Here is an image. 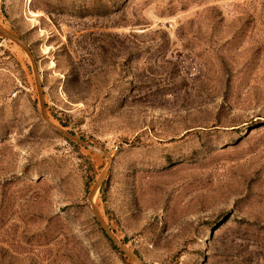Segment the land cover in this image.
I'll list each match as a JSON object with an SVG mask.
<instances>
[{"label":"rangeland","instance_id":"1","mask_svg":"<svg viewBox=\"0 0 264 264\" xmlns=\"http://www.w3.org/2000/svg\"><path fill=\"white\" fill-rule=\"evenodd\" d=\"M0 23L33 60L0 36V264H136L91 203L143 264H264V0H0ZM36 75L109 162L42 119Z\"/></svg>","mask_w":264,"mask_h":264},{"label":"water","instance_id":"2","mask_svg":"<svg viewBox=\"0 0 264 264\" xmlns=\"http://www.w3.org/2000/svg\"><path fill=\"white\" fill-rule=\"evenodd\" d=\"M0 36L3 38H6L8 40H11L12 42L16 43L18 46H20V48H22L24 50V52L28 55V57L30 58L31 61L32 60V56L30 53V50L28 49V47L26 46V44L18 37L12 35V34H8L5 33L3 31L0 30ZM41 84L38 81V77L36 75V87H37V92H38V96H39V102H40V111H41V117L42 119L60 136L64 137L67 140H70L84 148H86L89 151L95 152L97 154H100L101 156H103L104 158L107 159V161H110L109 156L104 152L101 151L100 149L92 146L91 144H87V142H85L84 140L76 137L74 134L65 131L55 125H53L46 117L45 114V106L43 103V99H42V91H41ZM108 172V166L104 169V171L102 172V174L99 176L98 180L96 181V183L94 184L92 190L90 191L89 195H88V200L91 203V199L93 197V193L95 191V189L100 186L106 176ZM91 208H92V213H93V217L96 219V221L98 222V224L100 225L101 229L103 230V232L105 233V235L122 251L124 252L133 262H135L136 264H143L141 262L140 259H138L136 256H134L133 254L127 252L119 242L116 241V239L113 237L111 231L109 230V228L104 224V222L102 221L101 217H99L100 215L98 214L97 210L95 209V207L93 206V204L91 203Z\"/></svg>","mask_w":264,"mask_h":264},{"label":"bare ground","instance_id":"3","mask_svg":"<svg viewBox=\"0 0 264 264\" xmlns=\"http://www.w3.org/2000/svg\"><path fill=\"white\" fill-rule=\"evenodd\" d=\"M0 30L1 31H8L9 34H12L11 29L2 23H0Z\"/></svg>","mask_w":264,"mask_h":264}]
</instances>
